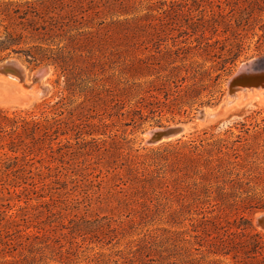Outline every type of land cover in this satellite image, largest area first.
Returning a JSON list of instances; mask_svg holds the SVG:
<instances>
[{
  "label": "rangeland",
  "instance_id": "rangeland-1",
  "mask_svg": "<svg viewBox=\"0 0 264 264\" xmlns=\"http://www.w3.org/2000/svg\"><path fill=\"white\" fill-rule=\"evenodd\" d=\"M9 34L21 44L0 53V67L19 63L26 81L0 73V264H264V248L257 244L264 241V229L256 219L264 214V93L261 100L249 99L247 91L239 93L241 100L226 99L227 82L240 66H264V0H0V41ZM147 58L151 70L132 74ZM170 58L204 63L206 69L228 61L218 104L187 114L164 111L136 123L127 114L115 117L112 132L122 152L78 150L77 141L91 140H76L68 131L79 113H90L79 96L57 119L60 134L52 143L32 129L21 137L6 132L4 114L40 117L44 102L59 100L67 77L81 82L92 63L104 67L105 76L115 73L113 85L126 86L168 74ZM43 67L49 74L32 84V74ZM134 101L133 96L124 113ZM202 110L210 115L204 120L198 118ZM177 124L186 126L180 138L146 143L148 131ZM242 124L250 129L244 135L252 149L244 169L252 178L248 193L241 206L208 214L215 219L205 230L201 216L189 209L171 218L164 196L156 209L152 187L129 177L127 167L113 169L125 162L122 153L157 157L179 140L229 128L239 133ZM59 143L63 150H57ZM168 156L153 168L158 182L175 192L182 184L177 182L181 164ZM196 234L206 237L199 240L203 247L193 239ZM222 235L231 240L230 254L208 253L207 240ZM195 258L200 263L192 262Z\"/></svg>",
  "mask_w": 264,
  "mask_h": 264
},
{
  "label": "trees",
  "instance_id": "trees-1",
  "mask_svg": "<svg viewBox=\"0 0 264 264\" xmlns=\"http://www.w3.org/2000/svg\"><path fill=\"white\" fill-rule=\"evenodd\" d=\"M20 44V40L9 34L0 41V53ZM28 56L36 58L30 54ZM178 59L181 63L175 65ZM184 59L186 58L165 60L172 66L168 74L143 83L127 85V82L126 86L113 85L111 79L115 73L105 76L102 74L105 71L104 67L100 66L99 68L98 65L92 63L85 72L86 78H80L81 82L73 81L67 77L59 100L55 103L44 102L40 117L34 116L29 119L20 114H14L11 117L4 114L3 119L6 128H8L6 132L15 133L21 137L22 134H26L28 130L32 129L33 135L40 132L43 137H49V141L52 143L60 134L57 119L65 113L67 106L72 103V98L79 96L84 98L83 104L86 103L90 106V113L83 116L76 113L77 121H73V126L68 131H72L76 140L83 136H90L91 140L81 143L77 141L78 150L87 148L90 153H99L102 150L115 149L122 152L118 135L112 132L115 117L119 119L127 114L130 120L136 123L144 121L150 116L162 115L164 111L171 114H187L194 108L218 104L222 95L219 90V81L229 62L224 61L206 69L204 63L186 64L183 62ZM140 62L141 64L132 69V74L138 70H151V58ZM112 63L108 62L107 64L111 67ZM133 96L135 101L127 113H124L126 105L132 103ZM79 108L77 106L71 114L74 116ZM92 119H98L99 122H92ZM107 120L112 121L111 124ZM248 130L250 129L247 128V125L242 124L239 133L233 132L232 128L226 130L224 134L204 131L189 140H179L175 145L165 149L164 152L167 155L156 153L157 157L133 155L130 152L125 155L122 153L125 162H117L113 169L127 167L129 177L143 183L144 187H152L154 193L156 192V199H158V202L154 204L156 209L161 207L160 199L164 196L168 200L167 205H171L169 214L171 218L182 215L183 209H189L201 216L199 220L205 230L207 225L213 223L215 219L214 216H207L208 214L215 212L220 207L225 208L233 204L241 206L245 201L242 196L248 193L246 187L250 186L252 181V178H248L247 172L244 171L246 169L245 161L248 160L252 151L248 139L244 135ZM68 131L61 134L66 135ZM96 135H104L109 140L97 139ZM33 140H35V136H33ZM62 148L63 145L59 143L57 150H63ZM50 149L52 152L55 151L52 145H50ZM168 155L178 159L181 164L177 173V182L182 184L178 189L176 188L175 192L172 191L169 184L158 182L159 172L153 168L160 162V158L167 161ZM10 160L11 166L15 165L18 157ZM173 203L179 204L180 207H172ZM27 237L28 240L38 239V236L35 235ZM204 237L201 234H196L193 239L200 247H203L199 240H205L206 237ZM231 244V240L222 235L207 240L205 247L208 253L227 256L230 254ZM257 244L264 248V241H258ZM192 262L200 263V259L195 258ZM213 262L216 263V261ZM186 263L191 264L189 261Z\"/></svg>",
  "mask_w": 264,
  "mask_h": 264
},
{
  "label": "water",
  "instance_id": "water-1",
  "mask_svg": "<svg viewBox=\"0 0 264 264\" xmlns=\"http://www.w3.org/2000/svg\"><path fill=\"white\" fill-rule=\"evenodd\" d=\"M44 69L43 67L32 74L31 83L41 84ZM17 67L12 62H8L0 67V73L17 74ZM228 91L227 97L231 100L237 98V94L240 90L247 89H264V66L255 67L253 63H246L238 68V70L230 77L227 82ZM46 89H44V92ZM205 110L199 112V119L204 120L206 118ZM186 132V126L183 124L172 125L164 128H156L148 131L150 139L146 141L148 145H157L162 142L171 141L173 139L180 138ZM258 224L264 229V214H261L257 218Z\"/></svg>",
  "mask_w": 264,
  "mask_h": 264
},
{
  "label": "bare ground",
  "instance_id": "bare-ground-1",
  "mask_svg": "<svg viewBox=\"0 0 264 264\" xmlns=\"http://www.w3.org/2000/svg\"><path fill=\"white\" fill-rule=\"evenodd\" d=\"M12 63H14V65L17 67V74H15L17 77H19L20 79H22V80H24V81H26V72L21 68V66H20V64L19 63H16V62H12ZM5 74H7V75H12L11 73H5ZM49 74V69H44V74H43V78L42 79H44L47 75ZM43 81V80H42ZM30 86V85H29ZM44 89H46V87H42V92L44 93ZM246 92L247 91V94H248V97H249V99H253V98H260L259 96H261L263 93H264V89H247V90H240L239 92H238V94H237V98L235 99V100H231V99H229L227 96H226V99L227 100H229V102H231V101H236L238 98L241 100V97H242V95L241 94H239L240 92ZM263 98V97H262ZM237 101L236 103L239 105V103L241 102V101ZM258 100V99H257ZM260 100H261V98H260ZM248 101V100H247ZM253 101V100H252ZM241 105V104H240ZM225 106V103L222 105V107H224ZM206 113V112H205ZM207 116V115H206ZM210 116V115H209ZM209 116H207V117H209ZM146 138H147V140H149L150 139V135H149V133H147L146 134ZM260 216V215H259ZM258 218V217H257ZM256 218V219H257Z\"/></svg>",
  "mask_w": 264,
  "mask_h": 264
}]
</instances>
